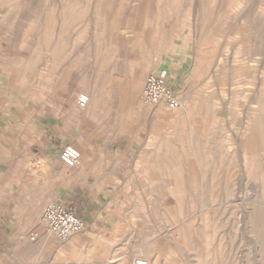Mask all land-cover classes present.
<instances>
[{
    "label": "rangeland",
    "instance_id": "rangeland-1",
    "mask_svg": "<svg viewBox=\"0 0 264 264\" xmlns=\"http://www.w3.org/2000/svg\"><path fill=\"white\" fill-rule=\"evenodd\" d=\"M162 70L177 110L141 102ZM0 115L124 161L112 254L56 250L43 205L0 264H264V0H0Z\"/></svg>",
    "mask_w": 264,
    "mask_h": 264
},
{
    "label": "crops",
    "instance_id": "crops-1",
    "mask_svg": "<svg viewBox=\"0 0 264 264\" xmlns=\"http://www.w3.org/2000/svg\"><path fill=\"white\" fill-rule=\"evenodd\" d=\"M169 82L178 92L179 85L170 76ZM39 117L42 120L34 117L10 125L1 124L5 120L0 117V246L8 231L29 223L41 212V206L71 200L78 209L68 207L83 221V229L76 235L105 240L110 248L106 253L112 254V231L116 226L112 223L116 215L112 213V183L117 181L113 174L123 171L124 161L117 162L96 149L88 153L82 148L83 157L75 171L70 172L60 161L63 147L69 144L47 133L51 125L49 115ZM104 199L107 201L101 205ZM55 240L51 245L58 251L64 250L62 254L78 258L94 253L89 250L93 245L82 240ZM96 253L102 255L105 250L100 247Z\"/></svg>",
    "mask_w": 264,
    "mask_h": 264
},
{
    "label": "built area",
    "instance_id": "built-area-1",
    "mask_svg": "<svg viewBox=\"0 0 264 264\" xmlns=\"http://www.w3.org/2000/svg\"><path fill=\"white\" fill-rule=\"evenodd\" d=\"M88 102L89 99L86 94H79L75 103L78 109H84ZM141 102L149 107L165 106L170 110L180 108L178 92L170 84L167 70L157 71L146 77ZM81 156L82 153L78 148L73 145H66L60 154V161L66 168L72 169L78 166ZM39 222L49 235L60 241L67 240L83 229V221L68 206L59 201L51 202L43 208ZM36 238L37 235L33 234L30 236V241H35ZM132 264L149 263L145 259L138 258Z\"/></svg>",
    "mask_w": 264,
    "mask_h": 264
},
{
    "label": "bare ground",
    "instance_id": "bare-ground-1",
    "mask_svg": "<svg viewBox=\"0 0 264 264\" xmlns=\"http://www.w3.org/2000/svg\"><path fill=\"white\" fill-rule=\"evenodd\" d=\"M88 99H89V102H88V104H87V106H86V107L88 108V111H87V112H89V110H91V108L93 107V104H92V102L90 101V98H88ZM95 103H96V102H95ZM86 107H85V108H86ZM85 108H84V109H85ZM84 109H82V110H84Z\"/></svg>",
    "mask_w": 264,
    "mask_h": 264
}]
</instances>
